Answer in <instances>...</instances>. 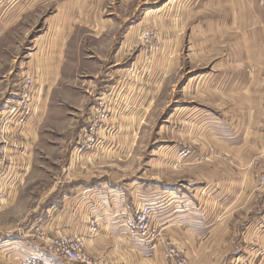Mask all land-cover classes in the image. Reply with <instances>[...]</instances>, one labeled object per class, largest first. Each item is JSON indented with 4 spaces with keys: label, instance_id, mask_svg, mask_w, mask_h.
Here are the masks:
<instances>
[{
    "label": "crops",
    "instance_id": "0c3cea01",
    "mask_svg": "<svg viewBox=\"0 0 264 264\" xmlns=\"http://www.w3.org/2000/svg\"><path fill=\"white\" fill-rule=\"evenodd\" d=\"M15 1L18 0H0V12L17 4ZM230 1L235 4V0ZM21 2L18 1V12L7 14L10 17L5 24L22 13ZM259 5L257 32L250 35V19L257 14V4L247 0L242 8L238 7V13L249 33L232 41V55L199 75L194 89H185L193 95L211 93L209 109L201 103L200 107L182 106L175 112L178 127L184 130L185 137L181 138L198 144L194 151L183 161L177 150L164 151L161 162L133 178L128 177L136 170L133 160L137 157L132 156L137 148L140 121L153 107L151 92L157 88L155 65L163 64L165 72L170 59L163 55L151 63L149 58L144 60L139 55L131 63L144 65L146 73L142 78L133 77L130 64L116 62L110 73L102 74L98 69L94 78L84 80L81 76L88 88L84 87L77 84L78 74L67 71L69 62L75 63L82 50L79 47L77 53L70 41L79 30L70 18L58 19L29 65L37 84L38 106L34 116L26 127L6 135L12 146H6L11 150L7 153L10 162L0 172V208L16 198L33 168L39 133L49 127L47 120H54L50 103L54 95L63 101L61 104H71L68 97L76 96L80 106L73 108L79 113V126L66 149L68 162L59 181L40 202L42 209L31 221L33 229L39 228L49 239L82 237L86 251L97 259V264H172L165 258L166 246L171 242L200 264H264V229L256 231L264 207V189L259 188V179L264 177V30L258 26V22H264L261 0ZM194 12H199L201 25L203 10ZM232 12L236 9L232 8ZM209 24L214 26L211 21ZM110 28L100 24L96 30ZM220 31L217 27V36ZM85 61L89 68L100 65L93 57ZM200 79L203 80L199 85ZM102 86H108L113 97L111 119L101 131L99 146L79 153L77 132L87 121L82 108L85 100L78 95L89 98L93 87L98 93ZM217 98L223 102L215 103ZM226 98L228 103H224ZM148 203L155 209L152 223L161 232L154 250L133 241L125 226L126 218ZM93 220L99 224L98 233L91 232ZM20 232L8 233L0 240V264H26L27 250L33 245L43 246L36 232ZM251 238L258 240L254 256L248 248Z\"/></svg>",
    "mask_w": 264,
    "mask_h": 264
},
{
    "label": "rangeland",
    "instance_id": "374dc122",
    "mask_svg": "<svg viewBox=\"0 0 264 264\" xmlns=\"http://www.w3.org/2000/svg\"><path fill=\"white\" fill-rule=\"evenodd\" d=\"M18 1H15L17 4L14 3L0 12V115L15 105L21 90L23 72H32L30 62L40 44L46 39V35L52 32L50 27H54L58 19L70 18L73 26L79 30L70 41L77 53L79 47L82 50L79 57L77 54L75 63L69 62L67 71L78 74L77 84L84 87H87V84L82 82V77L84 80L94 78V72L98 69L102 74L110 73L116 62L123 66L130 64L128 68L131 67L133 77L142 78L146 73L144 65L136 66L133 65L135 63H131L139 55H142L144 60L146 57L149 58L151 63L153 61L155 63L158 57L161 58L163 55L169 57L171 64L165 65V72L163 64L155 65L157 88L151 92L152 98L154 95L153 107L147 110L140 121L137 148L132 156L137 157L133 160L136 170L134 173L131 171L132 175L128 178L145 174L150 167L161 162L164 151L179 152L185 146L194 151L198 144L181 138L185 137L184 130L179 129V117L175 116V112L182 106L200 107L201 103L203 108L209 109L210 92H207L208 95L202 92L193 95V92L189 93L186 90L194 89L197 77L209 71L216 65L214 63L225 61L232 55V41H237L242 35L249 33L245 31L243 17L238 13V7L242 8L243 2L246 3L247 0H235L234 5L230 0H201V3H196L195 0H22L20 3L22 13L5 24L6 19L10 17L8 13L18 12L16 11ZM253 2L257 4V14L250 19V27L253 28L250 35L257 32L256 20L261 9L259 0ZM232 8H235L236 12H232ZM195 9L203 10L201 25L199 12L195 13ZM209 21L214 26H211ZM216 21L219 22V26ZM100 24L109 25L111 28L96 30ZM258 26L264 30V22H258ZM217 27L221 29L219 36L216 32ZM229 36L234 38L230 39ZM88 57L96 58L100 65L89 68L90 64L85 61ZM81 59L82 62L79 64ZM202 80H199V85ZM89 95V98L78 95L85 100L82 108L86 110L87 122L91 109L98 103L97 97L104 98L105 95V101L110 106L113 101L108 86H102V91L98 93L93 87ZM58 98L59 96L55 94L50 102L54 109V120H47L46 124L49 123V127L43 128L39 133L35 158L32 159L33 168L26 177L21 191H18L16 198L5 208H0V240L5 239L8 233L18 235L21 231L20 233L27 234L39 229H33L31 221H35L42 209L39 207L40 202L59 181L68 162L66 149L79 126V113L74 109L80 106L76 99L79 97H68L71 104H61L62 100ZM214 101L220 104L223 102L221 98ZM224 101L228 103L230 100L226 98ZM79 133L78 131L77 134ZM1 142L4 147L12 146L4 137L3 139L1 137ZM8 147L0 172L10 162L7 153L11 150ZM20 152L24 154L23 151ZM262 179L263 177L259 179L262 185L259 188L264 189ZM57 194H54L56 200L60 198ZM263 213L264 207L261 208L258 221ZM257 227L256 231L260 226ZM29 241L33 240L30 238ZM169 247L179 253V259L176 261L166 258ZM248 248L254 256V252L259 248L258 240L251 238ZM31 253V249L27 250V256ZM165 258L172 264H200L194 261L186 250L173 242L166 246Z\"/></svg>",
    "mask_w": 264,
    "mask_h": 264
},
{
    "label": "built area",
    "instance_id": "2783aa9c",
    "mask_svg": "<svg viewBox=\"0 0 264 264\" xmlns=\"http://www.w3.org/2000/svg\"><path fill=\"white\" fill-rule=\"evenodd\" d=\"M264 5V0H261ZM37 84L32 72H23L21 81V90L15 105L9 107L0 115V135L6 140V135L11 130H20L30 123L38 106ZM104 98L97 97L98 102L91 109L87 124L81 129L77 139V151L79 153L93 151L101 142V131L106 127L111 119V106L107 104ZM101 105V106H100ZM262 131L264 133V124ZM0 137V166L4 163L6 146L1 142ZM192 149L188 146L183 147L178 152L181 161L189 157ZM264 184V177L262 179ZM155 209L152 204H143L132 217L126 218V233L129 237L140 245L154 250L161 237L160 230L152 223V215ZM260 228H264V213L260 217ZM91 232L98 233L99 224L93 220L90 226ZM36 234L41 238L43 246L33 245L31 254L26 258V264H59L65 261L69 264H97L85 248L84 239L79 236L65 235L54 238H46L45 234L39 229ZM166 258L172 261L179 259V253L176 249L168 248ZM177 264V263H175Z\"/></svg>",
    "mask_w": 264,
    "mask_h": 264
}]
</instances>
